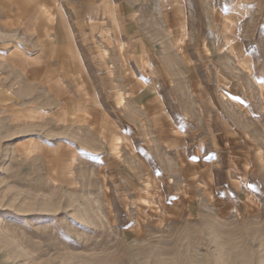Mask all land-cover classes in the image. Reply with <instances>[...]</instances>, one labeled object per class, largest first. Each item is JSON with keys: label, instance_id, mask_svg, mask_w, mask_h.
Here are the masks:
<instances>
[{"label": "rangeland", "instance_id": "374dc122", "mask_svg": "<svg viewBox=\"0 0 264 264\" xmlns=\"http://www.w3.org/2000/svg\"><path fill=\"white\" fill-rule=\"evenodd\" d=\"M262 3L0 0V264H264Z\"/></svg>", "mask_w": 264, "mask_h": 264}, {"label": "crops", "instance_id": "0c3cea01", "mask_svg": "<svg viewBox=\"0 0 264 264\" xmlns=\"http://www.w3.org/2000/svg\"><path fill=\"white\" fill-rule=\"evenodd\" d=\"M66 1V0H63ZM71 2V4H68V9L70 12H64V15H66V24H62V26L54 25L53 28H49L48 31L50 32H69V33H86L88 36L91 32H93L92 29H97L99 26L103 27V25L106 22H120L128 20L129 26H131V22L134 21L133 18H136L137 15H140L138 11L135 9V1L137 0H67ZM147 1V0H146ZM150 2L156 1V0H149ZM262 3V10H264V0H259ZM48 12V11H47ZM45 12V15H48V13ZM166 13H168L166 11ZM169 14L172 15V10H169ZM263 18H262V23H261V28L264 31V12H261ZM54 15V14H52ZM49 16V15H48ZM130 20V21H129ZM125 23V22H124ZM83 24H85L87 27L90 26L89 28L84 29ZM99 31H101L99 29ZM98 32V30H97ZM130 35L125 33V36L123 35L122 37L124 38H129ZM263 37H264V32H263ZM130 41H120L117 44L120 43L119 47L122 51L129 50V48H133L134 42ZM129 42V43H128ZM70 45V44H69ZM258 43L256 42L253 43L252 45H247L246 48L251 49V55L250 57L247 58V63L249 62V58L252 60V65L255 66V69H253V75L257 74L258 68H262L264 71V57L261 56L258 57V53L255 51L259 47L257 46ZM82 47V46H81ZM87 48H94L96 50L102 49L101 46L97 45L93 47L91 46H86ZM144 48H149V46L144 42V45L142 46ZM74 51L77 52L76 55H73L70 57V64L71 65H80V62L83 63L85 66L88 65L86 62V56L84 57V54L81 52H78L80 49V46L78 45H73ZM78 50V51H77ZM90 51H88L87 54H89ZM128 53H124L126 56ZM102 55L104 57L105 53L102 51ZM88 56V55H87ZM79 59V60H78ZM88 70V69H87ZM88 73V71H86ZM256 72V73H255ZM77 73V72H76ZM113 74V72H110ZM78 74V73H77ZM252 79H258L264 81V74L262 76L255 78V76H252Z\"/></svg>", "mask_w": 264, "mask_h": 264}]
</instances>
